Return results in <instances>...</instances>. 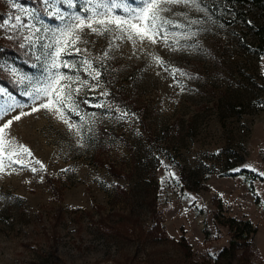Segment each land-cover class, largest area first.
Returning a JSON list of instances; mask_svg holds the SVG:
<instances>
[{
    "label": "rangeland",
    "instance_id": "374dc122",
    "mask_svg": "<svg viewBox=\"0 0 264 264\" xmlns=\"http://www.w3.org/2000/svg\"><path fill=\"white\" fill-rule=\"evenodd\" d=\"M234 1L239 14L221 0H201L207 14L190 12L202 23L192 26L199 30L193 40L180 43H196L195 51L88 34L89 43L77 47L90 55L64 57H88L94 67L107 68H101L103 87L84 89L80 99L95 96L93 104H111L113 111L81 103L82 113L97 115L80 135L43 109L13 122L11 138L33 155L24 157L28 168L0 173V195L8 198L0 201V264H184L182 236L196 258L216 256L229 244L217 214L254 223L251 260L264 264V176L258 174L264 172V53L242 43L245 18L255 24L260 16L249 2ZM76 2L75 9L54 7L79 12L84 0ZM129 3L138 7L140 0ZM24 9H35L43 21L28 18V24L62 27L43 0H0V20L24 18ZM22 32L0 29L4 45L20 50L15 59L0 58V88L21 105L7 118L31 111L24 93L49 74L43 44L51 33H37L44 39L33 46L24 39L32 33ZM110 42L118 46L110 52L116 58L97 63ZM153 55L166 64H156ZM172 67L192 78L174 80ZM105 89L110 95H99ZM115 108L129 116L117 120Z\"/></svg>",
    "mask_w": 264,
    "mask_h": 264
},
{
    "label": "snow or ice",
    "instance_id": "6c2138e0",
    "mask_svg": "<svg viewBox=\"0 0 264 264\" xmlns=\"http://www.w3.org/2000/svg\"><path fill=\"white\" fill-rule=\"evenodd\" d=\"M43 4L46 14L61 21L62 27L53 29L44 26L41 28L37 27L35 23H26V19L32 18L43 24L35 9L32 12L24 9L27 14L24 18L20 15H12L0 20V29L15 30L21 36L23 35L22 30L28 29L32 35L24 37V39L33 46L36 42L44 39L37 36V33L42 30L45 33H51V42L43 44V48L47 50L46 56L50 61L47 80L42 86H33L30 91L24 93L33 101L31 111L20 112L11 115V118H7L21 105L15 101L7 89L0 88V98L6 97L4 105L0 106V173L6 172L7 169H12L13 172L17 171V169L12 168L13 165H19L21 169L29 167L24 157H31L32 151L27 146L18 144L10 136L13 122L20 121L23 116L31 115L42 109L47 110L49 113L58 116L70 131L75 130L76 134L80 135V130L84 124L89 122L94 124L97 115L96 113H82L81 103L87 104L89 107L107 108L109 112L113 111L111 104L103 102L93 104L92 100L96 99L95 96L91 99H80L84 89L95 92L97 88L103 87L101 68H104V72H107V68L103 64L100 67H94L93 60L88 57L79 61L64 59L66 56H80L82 52L89 53L87 47L84 49L77 47L79 43H89L85 38L88 34L112 35L114 39H126L133 46L137 42L142 44L147 41L152 45L160 43L171 51L188 49L195 51L196 43L181 44L180 42L181 40H193L198 35L199 30H192V26L199 25L202 21L199 18H192L190 12L196 11L207 14L201 0H140L138 7L132 6L129 0H84V5L80 11L72 13H65L60 7H54V5L66 4L68 8L75 9L77 7L76 0H43ZM12 6L22 8L21 5L15 3ZM49 8H53V10L48 11ZM184 29L187 31H183ZM7 38L13 39L12 36ZM19 46L25 47L24 44ZM113 49L118 51V46L110 42L109 51H105L102 56H96L95 61L100 63L103 60L115 59V55H110ZM36 59L39 60L40 56L37 55ZM152 59L161 67L166 64V61L159 55H153ZM61 69H68V71H61ZM170 71L174 80L176 76L192 78L187 72L176 67H172ZM81 72L84 73V76L90 77V80L81 76ZM24 79L21 77V80ZM183 90V86H181V91ZM99 95L106 97L110 93L105 89ZM115 111L120 113L116 116L117 120H125L129 116L127 111H121L119 108H115ZM73 116L78 117L80 122L72 120ZM80 146L83 147L84 145L80 144ZM35 163L40 165L39 170H46L41 161L35 160ZM39 170L36 167L30 168L33 173ZM250 170L257 171L255 168H250ZM7 174L12 173L8 172ZM258 174L264 176V172ZM170 175L174 176V174ZM5 199L8 198L0 195V201Z\"/></svg>",
    "mask_w": 264,
    "mask_h": 264
},
{
    "label": "trees",
    "instance_id": "16d2710c",
    "mask_svg": "<svg viewBox=\"0 0 264 264\" xmlns=\"http://www.w3.org/2000/svg\"><path fill=\"white\" fill-rule=\"evenodd\" d=\"M224 5L234 6L231 9L234 14H239L240 10L235 6L234 0H221ZM244 3L249 2L251 6L259 11V20L254 23H249L248 19L245 18L247 23L248 35L244 38L242 43L248 47L252 45L256 50L257 54L264 53V0H240ZM234 10V11H233ZM250 36L251 39H248ZM4 37H0V58L10 56L11 58H17L20 54V50L13 47H7L3 42ZM23 58V57H22ZM1 60V59H0ZM25 62L24 60H20ZM216 220L219 224L228 227L230 233V240L227 246L216 255L196 258V253L192 249V246L187 242L184 236L181 237L180 244L184 254V264H255L251 260L253 237L257 232V227L250 219L237 218L235 216L224 217L223 215H216ZM207 233V232H206Z\"/></svg>",
    "mask_w": 264,
    "mask_h": 264
}]
</instances>
